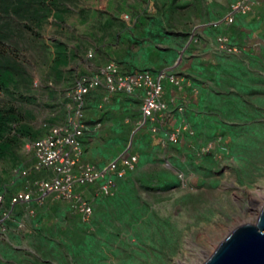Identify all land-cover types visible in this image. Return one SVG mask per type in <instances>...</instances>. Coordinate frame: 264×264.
I'll use <instances>...</instances> for the list:
<instances>
[{"label": "rangeland", "instance_id": "obj_1", "mask_svg": "<svg viewBox=\"0 0 264 264\" xmlns=\"http://www.w3.org/2000/svg\"><path fill=\"white\" fill-rule=\"evenodd\" d=\"M36 9L40 14L29 20L32 25L15 16L2 22L13 33V46L5 47L29 83H21L10 94L0 93V104L23 111L26 124L43 131L44 137L51 127L66 122L71 93L90 69L115 61L124 73L143 70L148 61L143 55L148 52L143 50L146 9L143 0H41ZM153 42L158 52L166 53L162 58L174 51L171 38L163 45ZM101 92L99 110L105 90ZM224 112L208 109L201 120L207 133L198 138L184 140L182 146H160L158 164L144 168L141 191L120 194L121 209L115 210V202L97 205L94 191L85 190L102 214L110 208V213L122 215L110 217L111 226L96 238L104 242L99 250L105 260L99 264H128L134 254L143 264H203L235 228L256 223L264 205V112L251 111L252 120L244 126L229 121L234 132L222 123ZM28 142L15 160L6 159L0 168L17 193L44 176L31 171L35 160L25 149ZM126 151L132 153L130 148ZM26 170L30 174L22 176ZM143 183L150 189H143ZM168 184L174 186L166 189ZM5 201L0 205V264H77L70 246L78 240L80 227L90 225L89 233L97 232L91 225L93 216L86 221L66 201L49 197L45 205H25L4 220L3 213L9 210ZM29 210L36 212L34 217H29ZM97 258L98 254L90 256L89 264Z\"/></svg>", "mask_w": 264, "mask_h": 264}, {"label": "crops", "instance_id": "obj_2", "mask_svg": "<svg viewBox=\"0 0 264 264\" xmlns=\"http://www.w3.org/2000/svg\"><path fill=\"white\" fill-rule=\"evenodd\" d=\"M237 1L143 0V8L150 6L148 11L143 10V50H148L143 53L148 60L143 63V71L156 75L166 70L183 78L180 87L165 83L170 114L164 131L189 125L193 132L185 133L181 143H168L169 146H182L184 140L188 143L202 132L207 133L201 128V120L207 116L208 109L217 113L218 110L240 113L246 108L264 111V106L259 104L264 101V95L259 94L260 90L264 91V4L256 5L249 15L237 14L234 23L229 24L226 18ZM168 31L172 32L169 37ZM220 36H227L241 53L220 51ZM165 38H171L174 51L162 58L166 53L158 52L152 42L163 45ZM72 55L75 57L77 53ZM89 71L93 73L95 68ZM145 94V91L134 95L117 94L100 110L101 89L88 98L85 119L89 131L84 138V161L105 167L129 148L139 157L136 169L118 180L119 194L127 191L134 195L141 191L139 184L143 182L144 168L158 164L156 150L165 147L161 140L164 135L157 138L150 127L138 128L143 118ZM229 97L233 105H220L229 101ZM127 114H139L140 118L134 122ZM133 128L135 131L126 148L122 136ZM135 136L137 141L133 146Z\"/></svg>", "mask_w": 264, "mask_h": 264}, {"label": "built area", "instance_id": "obj_3", "mask_svg": "<svg viewBox=\"0 0 264 264\" xmlns=\"http://www.w3.org/2000/svg\"><path fill=\"white\" fill-rule=\"evenodd\" d=\"M262 4L264 0H238L226 18L227 23H234L237 14L249 15L256 5ZM218 49L229 54L241 53V49L234 46L227 36L218 38ZM89 57L93 58L94 54L90 53ZM182 82L181 76L166 70L156 75L149 71L123 73L115 61H110L91 74L82 75L71 93L72 107L66 122L51 127L44 137L26 144L25 149L32 153L35 160L31 171L43 173L44 176L14 195L11 208L3 213L4 220L11 217L17 205L30 206L36 203L42 206L49 197L68 202L75 213L86 221L91 219L94 209L90 199L85 196V190L97 188L101 183L97 194L113 197L117 180L123 179L128 172L136 169L139 157L127 151L105 167L84 161L83 140L89 131L85 112L89 96L104 89L106 95L104 105L101 106L104 108L117 94L134 95L138 91H145L143 118L138 123V128L148 126L156 137L164 135L161 139L164 145L179 144L185 133L193 132L189 125L164 131L170 114L169 102L165 99V83L180 87ZM20 173L22 176L30 174L27 170ZM3 203L4 198L0 196V205ZM35 213L34 210H29L28 215L34 217ZM20 227L23 228L24 224L21 223Z\"/></svg>", "mask_w": 264, "mask_h": 264}, {"label": "trees", "instance_id": "obj_4", "mask_svg": "<svg viewBox=\"0 0 264 264\" xmlns=\"http://www.w3.org/2000/svg\"><path fill=\"white\" fill-rule=\"evenodd\" d=\"M38 3H41V0H0V93L10 94L12 93L11 90L13 88L18 87L21 83H25V84L29 83L26 72L23 71L22 69L23 67L18 63V61L13 59V57L11 56V51L5 47V44H9V43L11 46H13V39H12L13 33H11V31L8 29V25L4 26L2 22L6 18H11L12 16H15L26 19V21L28 22L27 24H31L29 20L34 21L35 17L39 18L38 15L40 14V11L36 9V5ZM57 70L59 71L60 69ZM136 70L133 69L130 73H133ZM139 72H144V71L140 70ZM259 94L264 95V91L260 90ZM231 98L232 97H229V101L228 102L226 101L227 106H229V104L232 102L230 100ZM220 104H225V101L224 103H220ZM261 104L262 106H264V101H262ZM249 113H251V111L247 110V108L244 109L242 112L237 113L241 115H237L236 113L231 114V110L225 111L224 114H226L225 116L226 121L224 120V122L222 123L228 128L229 132L230 131L234 132L235 129H233L232 125L230 124L232 122L229 121H239L243 123L244 126L246 123H249L252 120L250 117L251 114L249 115ZM127 117L132 119L134 122H138L140 115L127 114ZM26 122H27V117L23 111L15 108L14 106L0 104V168L3 161H5L6 159L12 158L15 160L14 156L17 154L18 150L20 149L21 145L24 143L25 140L30 139V141H34L41 138L44 135L43 131L35 130L29 124H26ZM133 131L129 132L128 130L127 132H125V134H123L122 143L125 145V147H127V144L130 142V137L133 134ZM234 137H236V135ZM133 141L134 143H136L137 136H135V139ZM83 143L86 154V147L84 140ZM119 144L121 143H118V145ZM17 184L22 186L26 184V182L18 181ZM11 185L12 184L8 185V181L4 178L0 170V195L6 199L5 202L8 204L9 209L11 208L12 198L17 193L15 189L11 188ZM100 185L101 183H99L98 187H100ZM118 185L120 187L119 181L117 180V189L113 197H104L102 195H98L97 194L98 187L95 188L93 195H94V199L96 198L97 200V205H102V207H104L111 203L114 204L115 202L114 204L115 210L121 209L122 208L121 203L123 202L122 201L123 199H121L120 197ZM173 186L174 184H168L166 185V189H169ZM143 189H150V185L147 183L145 184L143 183ZM91 190H93V188H91ZM31 205H36V203H32ZM23 206L27 207L23 204L17 205L14 208L13 213L18 214L19 213L18 210ZM93 209H94V213H93L94 221L91 225L95 227L97 232L89 233L88 230L90 228V225L80 227L81 231H79L78 240L75 241V243L73 244L71 243L70 246V248L72 247V251L74 252V255L76 254L75 257L77 256V262H78L77 264H89L90 256L93 257V255L95 256L96 254H98V258L93 260V262L95 261L94 264H99L101 260H105L103 256H101L100 254L101 251L99 250V248L102 246L104 242L96 241V238L98 237V235L104 234L106 229H108L109 226H111L109 221L110 217L118 219L119 217L122 216L121 214H116L113 212L110 213L109 212L110 208L108 209V213H104V214L100 212V209L96 207V205L95 206L93 205ZM70 248L69 251H71ZM82 253L86 255L83 256V259H81ZM128 264H143V263L141 262V260H137L136 255L134 254L132 255L131 261H129Z\"/></svg>", "mask_w": 264, "mask_h": 264}, {"label": "water", "instance_id": "obj_5", "mask_svg": "<svg viewBox=\"0 0 264 264\" xmlns=\"http://www.w3.org/2000/svg\"><path fill=\"white\" fill-rule=\"evenodd\" d=\"M203 264H264V207L255 224L235 228Z\"/></svg>", "mask_w": 264, "mask_h": 264}, {"label": "bare ground", "instance_id": "obj_6", "mask_svg": "<svg viewBox=\"0 0 264 264\" xmlns=\"http://www.w3.org/2000/svg\"><path fill=\"white\" fill-rule=\"evenodd\" d=\"M264 204V203H263ZM264 207V205H262L261 206V208H259V213H258V215H257V218L256 219H258V217H259V215H260V212H261V209ZM257 221V220H256ZM254 224V223H253Z\"/></svg>", "mask_w": 264, "mask_h": 264}]
</instances>
